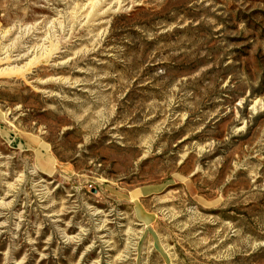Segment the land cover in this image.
Masks as SVG:
<instances>
[{
    "label": "rangeland",
    "instance_id": "rangeland-1",
    "mask_svg": "<svg viewBox=\"0 0 264 264\" xmlns=\"http://www.w3.org/2000/svg\"><path fill=\"white\" fill-rule=\"evenodd\" d=\"M0 264H264V0H0Z\"/></svg>",
    "mask_w": 264,
    "mask_h": 264
}]
</instances>
